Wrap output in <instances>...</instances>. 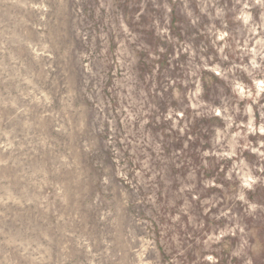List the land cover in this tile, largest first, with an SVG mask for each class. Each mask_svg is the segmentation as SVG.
Listing matches in <instances>:
<instances>
[{
	"label": "rangeland",
	"instance_id": "374dc122",
	"mask_svg": "<svg viewBox=\"0 0 264 264\" xmlns=\"http://www.w3.org/2000/svg\"><path fill=\"white\" fill-rule=\"evenodd\" d=\"M186 3L199 17L195 25ZM218 3L236 33L242 25L232 9L240 5ZM199 4L0 0V264H136L133 249L142 237L156 241L147 261L170 264L173 232L161 233L177 213L182 264H205L209 254L216 264H264V180L247 192L259 205L252 212L236 199V172L228 178L233 160L204 155L225 150L215 143L225 122L197 117L169 86L184 78V46L214 54L207 28L220 21ZM261 11L252 9L257 21ZM204 75L211 80L203 98L219 104L230 89L215 74ZM261 106L264 100L255 105L257 122ZM172 108L184 112L183 134L166 119ZM248 139L259 147L264 136ZM242 156L264 177L258 154ZM228 227L236 234L204 243Z\"/></svg>",
	"mask_w": 264,
	"mask_h": 264
},
{
	"label": "clouds",
	"instance_id": "9594fccd",
	"mask_svg": "<svg viewBox=\"0 0 264 264\" xmlns=\"http://www.w3.org/2000/svg\"><path fill=\"white\" fill-rule=\"evenodd\" d=\"M236 4L240 5L239 10L234 7V22H239L242 27L236 33L229 30L228 20L225 18L227 13L225 9L219 6L218 0H200L199 8L202 14L208 15L213 21L219 20L220 26L215 22L211 23L207 28V33L212 37L211 46L214 54L205 55L208 52L206 47H201L199 51L193 50L191 45L183 47V51L188 54V64L184 72V78L179 80H170L169 86L173 88L174 98L182 102L187 99V107L194 110L197 117H220L224 122V128L217 127L215 129V143L225 150L212 153L205 151L204 155L209 156L215 154L221 158L233 160V167L228 173L231 179L232 172H236L240 181V191L236 199L248 204L249 209L255 212L259 205L252 203L247 199V192L254 191L256 185L264 180V177L256 176L252 167L243 158V151H251L259 155L261 161H264V140L259 141V147L253 146L249 141L250 135L264 136V111H261L262 119L257 122L255 105L260 104L264 100V0H236ZM260 8V20L257 21L252 9ZM186 14L191 19L193 25L197 24L199 17L194 15L193 11L185 4ZM209 9H214L213 12ZM171 11V9H168ZM127 32V27H124ZM168 33L167 28L160 29L161 35ZM246 33V34H245ZM210 72L225 82L230 89V93L221 96L220 103L205 100V83L210 82L211 78L204 75ZM130 79V77H129ZM177 84L187 88L186 93H181ZM244 102L243 110L240 105ZM264 108V106H261ZM129 116L135 119L131 111ZM247 116L248 120H237L238 116ZM184 116L183 111L177 109H169L166 119L173 121V127L179 128L183 134L188 124L185 123L180 127V117ZM233 128L236 130L233 131ZM225 141H227L225 145ZM144 167L148 165L145 162ZM257 171L264 173V165L258 166ZM120 176L126 178V174L121 171ZM141 173L137 172V176ZM131 183V181H129ZM182 212H187V208H182ZM223 216H228V212H223ZM181 216L179 213L170 216L171 225L162 226V236L167 235L168 231H172L171 241L177 247L176 256L173 257L170 264H182L180 257L184 255V249L180 246L179 234L174 231L173 226L179 222ZM236 228L243 232L244 229L239 224ZM236 230L228 227L207 236L205 244L209 242L220 243L227 235H235ZM142 242L138 249H133L136 254V264H153L152 261L145 259L149 249L156 247V241L152 238H141ZM246 244L247 241H244ZM243 247V245H242ZM234 255H241L240 251ZM213 255L209 254L202 257L205 264H216Z\"/></svg>",
	"mask_w": 264,
	"mask_h": 264
}]
</instances>
